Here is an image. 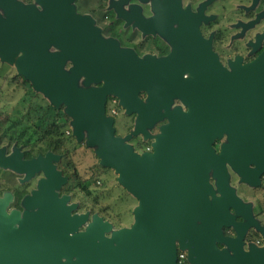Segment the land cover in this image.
<instances>
[{"label": "water", "instance_id": "obj_1", "mask_svg": "<svg viewBox=\"0 0 264 264\" xmlns=\"http://www.w3.org/2000/svg\"><path fill=\"white\" fill-rule=\"evenodd\" d=\"M37 1L42 12L0 0L1 60L15 64L18 76L55 109L65 107L77 143L94 149L101 166L114 171L117 184L139 205L130 229L114 230L97 214L91 222L88 214L71 215L75 206L56 193L67 183L53 165L59 157L22 161L17 150L11 156L0 150L1 166L26 179L35 173L45 177L24 199L22 215L8 216L9 196L0 200V264H177L178 250L187 252L189 264H238L227 262L215 241L221 239L220 227L232 222L228 207L240 208L227 184L225 161L250 183L264 169V56L244 67L235 64L230 73L206 51L205 65L195 74L196 60L187 55L183 62V55L140 60L120 51L117 43L99 37L89 19L74 15L73 0ZM187 73L194 78H184ZM109 97L137 115L136 136L148 138L167 121L151 154H136L116 137L106 114ZM175 100L187 111L173 107ZM223 136L228 144L217 158L212 145ZM251 161L254 171L246 168ZM211 167L223 196L212 202Z\"/></svg>", "mask_w": 264, "mask_h": 264}, {"label": "flooded vegetation", "instance_id": "obj_2", "mask_svg": "<svg viewBox=\"0 0 264 264\" xmlns=\"http://www.w3.org/2000/svg\"><path fill=\"white\" fill-rule=\"evenodd\" d=\"M13 1L25 8L35 7L38 12L44 10L37 0ZM69 6L73 8L75 16L87 18L92 22V26L99 30L101 39L114 41L120 51H131L140 60L149 57L161 60L171 55L175 57L183 55L180 58V62H183L187 55L190 59L196 60L193 69L195 74H198L205 65L203 60L207 59L208 51L224 70L232 73V66L235 64L244 67L264 56V0H73L69 2ZM0 16L5 19L1 8ZM50 51L57 50L52 47ZM71 68V63L67 62L64 69L69 72ZM193 75L187 73L184 78H194ZM83 81L84 79L79 81L80 86ZM101 86L102 84L92 85ZM139 98L146 101L147 96L140 93ZM110 101L109 97L106 114L110 117L118 116L107 111L110 109ZM173 107L187 111L178 100L173 102ZM124 115L125 120L119 125V129L123 131L119 130L116 137L125 139L126 144L136 154H151L155 135L159 133L158 128L167 121L156 125L149 131L151 136L145 138L135 135L137 115L127 114L126 110ZM0 123L3 124L1 120ZM2 124L0 150L5 151V156H11L17 150L22 156V161H31L39 156L46 157V153L36 154L32 142L27 147L17 145L3 133ZM155 129L157 131L153 132ZM227 144V136L213 142L212 149L217 158L221 157L222 150ZM80 145L85 146V143ZM257 157L260 158L259 155ZM241 160L244 162L247 158L242 156ZM53 165L61 176L67 179V183L56 191L58 198L67 197L69 198L67 205L75 206L73 193L64 192L67 186L71 185V181L68 172L62 167L63 159H58ZM225 167L227 184L239 201L240 208L237 212L233 207H228V215L232 222L220 227L221 239L215 241V248L225 254L229 259L227 262L230 263L245 264L256 259L264 263V169L256 175L255 181L250 183L244 181L227 161ZM246 168L254 171L257 165L251 161L247 163ZM4 176L11 180L6 181ZM44 178L42 173H35L33 177L26 179V174L0 165V200H5L6 196H9L6 204L8 216L12 212L20 215L25 212L24 199L32 196ZM92 180L93 178L89 179V186H93ZM208 182L213 190V195H209L210 202L215 198H222L216 186L217 177L212 167L208 172ZM97 185L101 183L97 182ZM91 202L87 209L85 208L86 211L79 213L88 214L89 222L94 215H98L94 210L97 206ZM80 207H82L80 203L76 205L71 215H78L77 210ZM86 228L84 225L78 233L84 232ZM253 255L258 257H252Z\"/></svg>", "mask_w": 264, "mask_h": 264}, {"label": "rangeland", "instance_id": "obj_3", "mask_svg": "<svg viewBox=\"0 0 264 264\" xmlns=\"http://www.w3.org/2000/svg\"><path fill=\"white\" fill-rule=\"evenodd\" d=\"M16 76L18 74L15 64H7L0 58V86L2 85V90H0V120L3 122V124H0L4 126L3 133L12 134L15 128L12 127L11 123L15 121L22 122L23 120L25 126H30L29 128L32 129L37 128L38 120L45 114L47 109H49L51 117L55 118L56 125H61L63 116H67L65 109L59 113L55 111V108L50 105L48 98L36 92L29 82L22 86H18L17 83L11 84L10 81ZM111 100H115V98L111 97ZM112 109L118 115L111 117L115 120V125L113 126L115 135H118L119 125L125 120V109L118 106V104L117 107L114 106ZM109 110L107 109L108 112ZM69 120L70 122L64 130V136L67 138L73 136L72 119L69 118ZM120 131L123 130L121 129ZM156 131L157 129L153 130V132ZM38 138L39 136L36 135L31 136V142H36ZM80 144L76 142L77 147L73 143L67 145L69 153L63 158L62 165L68 174L72 175L71 185L67 192L73 193V204L75 206H78L79 203L82 205L77 210L78 215L86 211L85 208L87 209L88 205L93 201V204L97 206L94 209L95 212L98 213L99 211V217L111 223L114 230L130 229L135 224L134 211L139 205V200L116 183V174L110 168L101 166L99 159L94 156V149H89V147L84 145L83 147ZM34 149L36 151L35 147ZM91 178L99 180L101 185H97V182L94 183L93 181V186L88 185L90 196L86 197L81 189L83 182H89ZM5 180L10 181L11 179L6 177Z\"/></svg>", "mask_w": 264, "mask_h": 264}, {"label": "trees", "instance_id": "obj_4", "mask_svg": "<svg viewBox=\"0 0 264 264\" xmlns=\"http://www.w3.org/2000/svg\"><path fill=\"white\" fill-rule=\"evenodd\" d=\"M11 84L17 83L18 86L26 85L28 82L25 81L22 77L16 76L13 80L10 81ZM65 109L64 106H61L59 109H55L58 113ZM39 124L37 125V128L35 129L29 128L30 126H25L24 121L11 123L12 127L15 128V130L12 132V134H7L11 140L16 142L17 145H23L24 147H27L28 144L32 141L31 136H39L38 140L34 142V147L36 148V154H52L59 157V159L65 158V155L68 154V146L71 143L76 145V139L71 136L70 138H67L64 136V130L67 128L70 120L68 116H63V123L61 125H56L55 118L51 117L49 109L46 110L45 114L38 120ZM4 128V126H3ZM32 129V131H30ZM32 132V133H30ZM72 147V146H71ZM74 147V149H75ZM73 151V150H72ZM76 174V172H74ZM71 176L69 174L70 181ZM99 182V180H92V183ZM116 181V180H115ZM88 181H84L82 186V191L85 193V196H90V192L88 191ZM70 185L67 186L66 191L69 189ZM97 213V212H95ZM100 212L98 211V215Z\"/></svg>", "mask_w": 264, "mask_h": 264}, {"label": "built area", "instance_id": "obj_5", "mask_svg": "<svg viewBox=\"0 0 264 264\" xmlns=\"http://www.w3.org/2000/svg\"><path fill=\"white\" fill-rule=\"evenodd\" d=\"M116 105H117V100L116 99L110 101V110H109V113L111 115L112 114H115V112L112 109V107H114ZM177 264H189V262H188V256H187V252L186 251L178 250V253H177Z\"/></svg>", "mask_w": 264, "mask_h": 264}, {"label": "crops", "instance_id": "obj_6", "mask_svg": "<svg viewBox=\"0 0 264 264\" xmlns=\"http://www.w3.org/2000/svg\"><path fill=\"white\" fill-rule=\"evenodd\" d=\"M116 183H117V181H116Z\"/></svg>", "mask_w": 264, "mask_h": 264}]
</instances>
